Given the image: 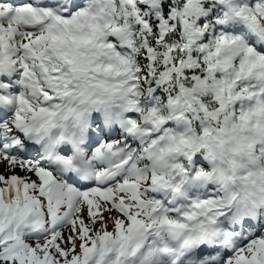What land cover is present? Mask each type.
Wrapping results in <instances>:
<instances>
[{"label":"snow or ice","instance_id":"1","mask_svg":"<svg viewBox=\"0 0 264 264\" xmlns=\"http://www.w3.org/2000/svg\"><path fill=\"white\" fill-rule=\"evenodd\" d=\"M0 264H264V0H0Z\"/></svg>","mask_w":264,"mask_h":264}]
</instances>
